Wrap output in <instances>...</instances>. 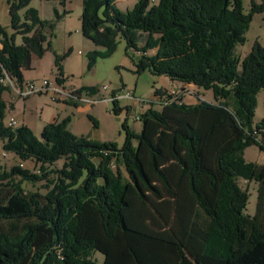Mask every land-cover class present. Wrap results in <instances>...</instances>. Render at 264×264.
Here are the masks:
<instances>
[{
    "label": "trees",
    "instance_id": "trees-1",
    "mask_svg": "<svg viewBox=\"0 0 264 264\" xmlns=\"http://www.w3.org/2000/svg\"><path fill=\"white\" fill-rule=\"evenodd\" d=\"M118 1L83 0L81 32L106 50L89 54L88 69L113 54L119 36L140 53L138 74L212 91L214 101L149 107L140 135L123 125L122 147L78 138L70 119L47 123L40 139L28 126L9 127L12 105L2 96L10 89L1 80L25 82L32 58L51 51L48 34L62 17L55 10L56 21L41 20L28 8L22 22L18 11L31 0H12L13 33L0 25V140L21 162L0 169V264H264V164L244 157L252 146L264 152V120H255L264 47L256 41L243 59L235 54L264 0H251L248 13L245 0H137L128 11ZM68 57L55 55L59 85ZM241 181L257 184L252 217ZM24 183H45L47 192Z\"/></svg>",
    "mask_w": 264,
    "mask_h": 264
},
{
    "label": "rangeland",
    "instance_id": "rangeland-1",
    "mask_svg": "<svg viewBox=\"0 0 264 264\" xmlns=\"http://www.w3.org/2000/svg\"><path fill=\"white\" fill-rule=\"evenodd\" d=\"M260 1V0H255ZM12 0H0V25L5 28L8 34L11 29V18L9 17L10 3ZM137 0H119L117 7L122 11H128L134 7ZM251 0H245L244 7L246 13L249 12ZM28 8H35L41 20L56 21L54 12L58 10L61 20L56 23V27L48 34L51 51H48L42 58H33V70L26 72L28 79H33L35 83L41 85L45 80L54 86L59 70L55 67V55H68L63 62L64 90L81 91V97L93 98L97 101L88 110L79 111L78 107L67 106L64 103L54 101L49 93L32 96L31 99L23 100L14 96L18 100L17 109L13 112L10 109L6 112L4 123L7 125L10 117H18L24 119L25 123L33 130L36 138H41L44 125L50 123L53 116L62 114L60 120L70 119L69 128L75 136L87 138L96 143H116L118 147H122L126 140V131L123 125H126L132 132L140 135L142 132V123L136 119L137 115L144 113L149 107L155 110H161L162 106L155 100V90L171 84L167 77H155L149 70L142 75L137 73L136 63L139 60L140 53L135 50L126 49V42L123 38L117 37V46L113 54L107 58L98 59L93 69H88V56L91 52L104 53L103 47L95 46L94 42L83 36L82 13H84L83 0H71L65 5L59 2H51L47 0H31L27 8L18 11L22 22L24 13ZM20 35L16 38V44L21 43ZM256 41H259L264 47V13L256 14L252 18L249 31L246 33V42L236 47L235 54L240 59L246 57ZM150 55L153 52L149 53ZM94 87L95 95H90L84 88ZM183 87V86H182ZM159 88V89H157ZM166 88V87H165ZM186 89V88H185ZM11 92V91H10ZM127 93H131L132 97L144 102L143 108L139 102L134 103L132 99L127 98ZM197 90V87L188 89L186 96L189 98L197 97L202 94L205 101H213L212 92ZM11 93L7 92L4 96L8 100ZM118 96V114L113 112V102L111 99ZM155 97V98H154ZM182 99L184 96H181ZM151 102L148 107V102ZM55 111V113H54ZM58 118V116L56 117ZM93 119V121L91 120ZM255 120H264V92L257 96V108L255 109ZM136 142V141H135ZM2 140H0V169L9 170L16 162V155L5 153L2 151ZM247 162L257 163L259 167L264 164V152L257 146H252L244 153ZM20 160L17 162L20 164ZM64 161H60L54 165L55 168H61ZM26 168H34L31 162L24 163ZM38 169V168H37ZM43 184H39L33 188L31 184L24 183L22 187L26 191L45 193ZM244 190H248L250 194L246 215L252 217L257 213V184L256 182L248 183L246 181L239 182ZM93 259L99 263L103 262V255L100 253L93 254Z\"/></svg>",
    "mask_w": 264,
    "mask_h": 264
},
{
    "label": "built area",
    "instance_id": "built-area-1",
    "mask_svg": "<svg viewBox=\"0 0 264 264\" xmlns=\"http://www.w3.org/2000/svg\"><path fill=\"white\" fill-rule=\"evenodd\" d=\"M154 1V0H153ZM2 83H4V85L6 87H8L10 89L11 92H13L15 94L16 97H18L19 99H28L32 96H36V95H41L43 93H49L51 95V97L53 98L54 101H58L63 99L64 101H78L81 102V104L84 105H88V106H92L93 104H96L97 101H94V99L91 98H80L79 96L74 95V90L72 91H67L64 90V87H62L59 84H55L54 86H52L49 81H44L41 85H38L34 82H24L23 84H19L18 81L16 80H12L9 77L6 76L5 79L1 80ZM187 93L186 89L183 87L178 88V89H168L165 90L161 96H158L155 98L156 101H158V103L161 104V106H166V105H170L174 102H177L181 96L185 95ZM127 98H130L133 100L134 103L139 102L140 107L143 108V106L145 105L144 102L140 101L137 98L132 97L131 93H127ZM118 101V96H114L111 99V102H115ZM151 102H154L153 100L148 102V107L150 105ZM143 114V113H142ZM141 114V115H142ZM141 115H137L136 119L138 121L141 120ZM9 127L12 128H19L20 125L18 123L17 120H15L14 118H11L8 124Z\"/></svg>",
    "mask_w": 264,
    "mask_h": 264
},
{
    "label": "crops",
    "instance_id": "crops-1",
    "mask_svg": "<svg viewBox=\"0 0 264 264\" xmlns=\"http://www.w3.org/2000/svg\"><path fill=\"white\" fill-rule=\"evenodd\" d=\"M10 17V16H9ZM13 33V31H11L10 32V34H12ZM2 48V45L0 44V49ZM35 57V56H34ZM33 57V58H34ZM33 58H32V68H34L33 66ZM36 58V57H35ZM33 70V69H32ZM32 70H30V71H32ZM30 71H26V72H30ZM26 72H23V77H24V80H25V82L26 83H28V82H34V81H32L33 79H28L27 77H26ZM35 83V82H34ZM37 84V83H36ZM62 87H64L63 85H61ZM183 86V84L182 83H178V82H171V84H168V85H166V86H164V87H162L163 88V90H165V89H178V88H181ZM166 87V88H165ZM192 87H195V86H193V85H184V88H186V91H188V89H191ZM157 89H159V88H157ZM197 90L200 92L199 94H201V91H204V90H201V89H199V88H197ZM208 92H212V91H208ZM9 93H11V95H10V98L8 99V100H6L7 98L4 96V94H3V99H4V102L5 103H7L8 104V106H11L12 105V107L11 108H8V109H10L11 111H15L16 109H17V101L18 100H15L16 98V96H15V94H14V96L12 95L13 94V92H9ZM203 94V93H202ZM200 95V99L201 100H203V101H205V98L203 97V95ZM184 96V98H183V101H184V103L186 104V105H195V104H197L198 103V100H197V97L195 98V97H187L186 96V94L185 95H183ZM80 98H82L81 96H80ZM155 98V97H154ZM28 99H31V97L30 98H28ZM28 99H25V100H28ZM207 101V100H206ZM214 101V100H213ZM213 101H208V102H213ZM57 102H60V104L61 103H64L65 105H67V106H71V107H78V110L79 111H85V110H88V109H90V108H92L91 106H88V105H84V104H81V102H79V100L78 101H76V102H72V101H64L63 99H61V100H58ZM56 111H58V114L56 115V116H53L52 117V120L50 121V123H52L54 120H60V117L62 116V114H60L59 113V110L58 109H55ZM54 113H55V111H54ZM58 116V118H56ZM11 118H14V117H10L9 118V120H8V124H9V121H10V119ZM15 120H17L18 121V123H19V125L21 126V125H25V126H28L26 123H25V121H24V119H20V118H18V117H15L14 118ZM49 123V124H50ZM7 124V125H8ZM47 124V123H46ZM45 124V125H46ZM44 125V126H45ZM29 127V126H28ZM2 146H3V143H2ZM2 146H1V148H2ZM16 158V162L14 163V165L13 166H15V165H17L18 166V161H19V159L17 158V156H15ZM12 166V167H13ZM12 167H10V169L12 168ZM9 169V170H10ZM8 170V171H9ZM7 171V170H6Z\"/></svg>",
    "mask_w": 264,
    "mask_h": 264
}]
</instances>
